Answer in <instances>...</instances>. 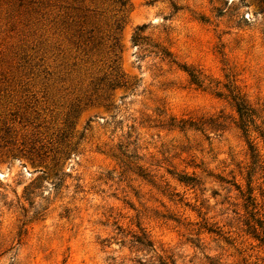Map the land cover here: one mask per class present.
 I'll return each mask as SVG.
<instances>
[{
    "label": "rangeland",
    "instance_id": "1",
    "mask_svg": "<svg viewBox=\"0 0 264 264\" xmlns=\"http://www.w3.org/2000/svg\"><path fill=\"white\" fill-rule=\"evenodd\" d=\"M234 96L264 128V0H0V264H264Z\"/></svg>",
    "mask_w": 264,
    "mask_h": 264
},
{
    "label": "trees",
    "instance_id": "2",
    "mask_svg": "<svg viewBox=\"0 0 264 264\" xmlns=\"http://www.w3.org/2000/svg\"><path fill=\"white\" fill-rule=\"evenodd\" d=\"M145 25H140L137 26V30H142L144 28ZM193 79L196 80L193 76ZM234 101V109L237 113V119L235 120H231V122H233L235 124V126L237 128H239L244 136V139L246 141L248 150H249V155L250 158H252V160H256L257 158V151H256V147L254 145L253 139H250L249 137V131L250 130V125L253 126V131L258 133V136L264 141V128L261 127V124H256L255 123V119L258 117V115L256 114V110L255 108H253L252 106H249L242 98L238 97V96H234L233 98ZM209 122V129H211L212 131H217V130H223L227 125H226V119L225 117L219 113L216 116H212L208 118ZM186 121L189 120H183L181 119L180 122H182L181 124L178 125V127L180 129H185V123ZM204 123V122H203ZM196 124L193 121H189V126H193L195 129H199L202 128V124ZM180 182L184 183L185 185H191L192 187L197 185L198 179L194 176H188L183 174V176L178 179ZM144 237L141 236L138 239V242L143 243L141 240ZM264 239V236H261V240Z\"/></svg>",
    "mask_w": 264,
    "mask_h": 264
},
{
    "label": "water",
    "instance_id": "3",
    "mask_svg": "<svg viewBox=\"0 0 264 264\" xmlns=\"http://www.w3.org/2000/svg\"><path fill=\"white\" fill-rule=\"evenodd\" d=\"M1 174V173H0Z\"/></svg>",
    "mask_w": 264,
    "mask_h": 264
}]
</instances>
